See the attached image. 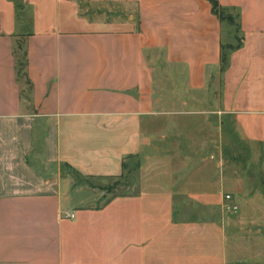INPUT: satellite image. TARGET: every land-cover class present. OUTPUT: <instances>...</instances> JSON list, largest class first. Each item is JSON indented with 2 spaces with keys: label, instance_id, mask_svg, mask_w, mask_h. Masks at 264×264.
Returning <instances> with one entry per match:
<instances>
[{
  "label": "crops",
  "instance_id": "obj_1",
  "mask_svg": "<svg viewBox=\"0 0 264 264\" xmlns=\"http://www.w3.org/2000/svg\"><path fill=\"white\" fill-rule=\"evenodd\" d=\"M217 2L224 69L208 0H0V264H229L217 162L231 129L264 184V0Z\"/></svg>",
  "mask_w": 264,
  "mask_h": 264
},
{
  "label": "rangeland",
  "instance_id": "obj_2",
  "mask_svg": "<svg viewBox=\"0 0 264 264\" xmlns=\"http://www.w3.org/2000/svg\"><path fill=\"white\" fill-rule=\"evenodd\" d=\"M224 13L229 18L226 41L236 44L240 33L236 27L235 12ZM225 41V42H226ZM18 57L23 60V53L18 48ZM23 72H20V76ZM223 161H218V168L224 171V184L222 195L230 194V201L224 198L222 208L225 218L234 220L230 222L231 228H236L234 239L231 241L233 253L230 255L229 264H264V184L260 176V162L254 154L255 147L247 140L241 139L240 143H233L231 129L224 130ZM215 163L214 161L212 162ZM209 163L208 168H211ZM141 167V161H130L125 166V173L130 174ZM245 172L252 177H233L235 171ZM131 181L132 177L126 176L112 178L98 182L97 185L110 195H116L124 190V180ZM240 179V181H239ZM239 181V183H238ZM232 200L235 202L233 203ZM237 204V210L227 208L228 203Z\"/></svg>",
  "mask_w": 264,
  "mask_h": 264
},
{
  "label": "trees",
  "instance_id": "obj_3",
  "mask_svg": "<svg viewBox=\"0 0 264 264\" xmlns=\"http://www.w3.org/2000/svg\"><path fill=\"white\" fill-rule=\"evenodd\" d=\"M211 3L212 10L214 13H216L219 18L227 24V28L229 26V18L224 16V13H231L230 10L221 7L217 0H208ZM236 19L237 15L235 14ZM237 30L240 33V38L236 39V44H233L232 42L226 41L223 44H221V68L224 69L228 64L229 55L232 51L239 48L242 45L243 37L241 30L239 28L238 20L236 22ZM25 66H26V56L23 54V60H20L18 57V74L20 75V72L22 71L25 75Z\"/></svg>",
  "mask_w": 264,
  "mask_h": 264
},
{
  "label": "built area",
  "instance_id": "obj_4",
  "mask_svg": "<svg viewBox=\"0 0 264 264\" xmlns=\"http://www.w3.org/2000/svg\"><path fill=\"white\" fill-rule=\"evenodd\" d=\"M223 197H224V199H225L226 201H230V199H231V195H230V194H225ZM227 208H228L229 210H231V211H236V210H237V205L232 204V203L229 202V203L227 204ZM67 215L74 216V214H67Z\"/></svg>",
  "mask_w": 264,
  "mask_h": 264
}]
</instances>
